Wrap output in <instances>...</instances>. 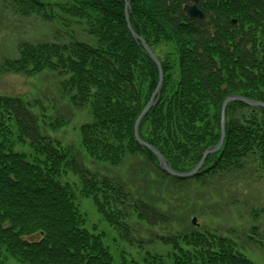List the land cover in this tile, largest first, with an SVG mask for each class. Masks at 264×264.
I'll list each match as a JSON object with an SVG mask.
<instances>
[{
  "label": "trees",
  "instance_id": "1",
  "mask_svg": "<svg viewBox=\"0 0 264 264\" xmlns=\"http://www.w3.org/2000/svg\"><path fill=\"white\" fill-rule=\"evenodd\" d=\"M12 1L21 15L46 22L58 21L62 12L91 22L95 46L76 39L23 41L19 56L5 59L3 68L28 75L44 69L69 74L70 104L91 110V121L79 129L89 155L117 165L126 155L145 154V162L154 165L161 178L152 181L153 187L163 193H140L118 178L93 173L76 153L66 152L42 132L22 98L0 95V249L18 262L112 264L101 236L84 226L70 186L59 180L64 169L78 176L81 194L92 199L105 222L130 244L133 214L148 226L183 222L191 214L189 201L194 206L204 202L205 187L222 175L243 169L248 160L264 171V109L242 102L228 104L223 144L193 176H170L139 146L134 121L155 88L158 72L127 29L122 0ZM187 1L130 0L135 32L152 50L169 44L176 62L174 69L169 59H160L163 87L139 134L179 171L192 168L204 149L218 141L225 96L242 94L264 102V0H201L204 20L185 15L182 6ZM6 117L15 132L5 126ZM9 136L28 143L33 157L14 150ZM165 195L171 197L165 200ZM158 237L171 245L172 264H255L234 250L230 240L193 226Z\"/></svg>",
  "mask_w": 264,
  "mask_h": 264
},
{
  "label": "rangeland",
  "instance_id": "2",
  "mask_svg": "<svg viewBox=\"0 0 264 264\" xmlns=\"http://www.w3.org/2000/svg\"><path fill=\"white\" fill-rule=\"evenodd\" d=\"M13 3L12 0H0V95L22 98L36 114L42 132L57 140L66 152L76 153L84 166L93 173L118 178L140 193L147 190L151 195L163 194L153 187L152 181L156 177L161 181V178L154 165H147L145 154L135 157L126 155L120 159V165L89 155L82 145L79 129L83 123L91 121V110L90 106L74 109L70 104L66 85L69 74L60 75L57 71L44 69L28 75L3 68L5 59L19 56V44L23 41L67 43L76 39L95 46L97 38L89 33L91 22L86 17H73L64 12L60 13L58 21L46 22L35 15H21ZM153 50L159 59H169L176 69L173 48L169 44L161 43L154 46ZM5 123L15 132L10 119L7 118ZM9 138L14 150L33 157L28 143L18 142L14 136ZM59 180L70 186L75 195L74 204L85 219L84 226L101 236L111 253L112 264H119L122 260L126 264H156L151 262L152 256L172 264L174 251L171 245L164 243L158 236L176 235L189 226L204 234L230 240L234 250L255 264H264V171L256 161H246L243 169L224 174L205 187L207 196L204 202L194 206L189 201L191 214L187 215L186 221L148 226L133 214L128 222L134 239L132 244L122 239L118 231L105 222L91 198L81 194L77 175L64 169ZM163 197L166 200L171 195ZM192 217H195L196 225L191 223ZM0 261V264H22L3 249H0Z\"/></svg>",
  "mask_w": 264,
  "mask_h": 264
},
{
  "label": "water",
  "instance_id": "3",
  "mask_svg": "<svg viewBox=\"0 0 264 264\" xmlns=\"http://www.w3.org/2000/svg\"><path fill=\"white\" fill-rule=\"evenodd\" d=\"M122 1L124 2V10H123L124 11V18H125V22H126V25H127L129 32L131 33L133 39L135 41H137L140 44V46L144 49L145 54L148 56V58L150 60H152L153 63L156 65L157 71H158L157 83L155 85V88L152 91V93L149 97V100L146 102V104L144 105V107L142 108V110L140 111V113L138 114V116L134 122V125H133L134 138L141 147H145L153 153V155L157 159L158 166L162 170L167 172L168 174H170L172 176H176V177L192 176L193 174H195L197 171H199L204 166V160H205L206 156L214 154L215 152H217L223 143V140L225 137V111H226L227 105L231 102L238 101V102H242V103L249 105V106H257V107H261L264 109V102L261 100L246 97V96L241 95V94H230V95L226 96L222 100L221 107H220V136H219L217 143L212 145V146L207 147L202 152V155H201V158L199 159V161L191 169H189L187 171H178V170L173 169L171 167V165L167 162L166 158L160 153V151L155 146H153L152 144H149L146 141H144L139 135V127H140L142 119L144 118L146 113L149 111V109L154 107L159 100V96H160V93L162 90V85H163V70H162L160 61L157 58V56L149 48V46L147 45V43L145 42L143 37L138 35L134 31V29L131 25V22H130V11H131L130 0H122ZM198 1L199 0H190L189 4H185L183 6V11L185 12V14L189 18H195V19L202 20L205 18V15L197 7ZM195 222H196V219H195V217H193L192 223L194 224Z\"/></svg>",
  "mask_w": 264,
  "mask_h": 264
},
{
  "label": "bare ground",
  "instance_id": "4",
  "mask_svg": "<svg viewBox=\"0 0 264 264\" xmlns=\"http://www.w3.org/2000/svg\"><path fill=\"white\" fill-rule=\"evenodd\" d=\"M143 49V48H142ZM144 50V49H143ZM144 53H145V51H144ZM146 55V54H145ZM160 64H161V62H160ZM155 65V64H154ZM156 66V65H155ZM162 67V66H161ZM157 68V67H156Z\"/></svg>",
  "mask_w": 264,
  "mask_h": 264
}]
</instances>
